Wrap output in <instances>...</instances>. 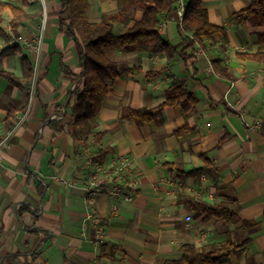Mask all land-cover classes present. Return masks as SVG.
<instances>
[{
  "label": "crops",
  "instance_id": "crops-1",
  "mask_svg": "<svg viewBox=\"0 0 264 264\" xmlns=\"http://www.w3.org/2000/svg\"><path fill=\"white\" fill-rule=\"evenodd\" d=\"M251 1L203 0L210 24L227 31L226 37L204 38L203 48H186L192 32H181L176 13L163 18L160 35L186 59L113 51L110 58L121 72L161 74L118 78L97 118L96 132L105 137L97 145L90 139L87 148L77 146L66 125L76 82L61 66L78 75L81 64L76 41L61 24L68 17L61 0H30L26 8L15 2L32 17L18 35L42 33L39 53L9 43L12 15L3 13L7 36L0 37V72L12 73L20 86L0 78V264H165L182 258L183 245L201 250L228 239L241 248L221 264H264V62L236 56L259 52L264 28L231 21ZM89 2L91 22L120 12L137 21L144 15L118 0ZM113 32L119 36L126 28L117 23ZM175 82L197 99L194 108L167 106L161 123L121 119L126 109L161 105ZM11 110L16 124L7 131ZM64 117L62 130L51 125H62ZM104 148L113 150L105 168L116 156L131 160V201L101 194L89 202L86 185L97 164L92 153ZM166 164L204 172L182 177ZM188 199L222 206L237 220L204 222L201 211L186 206ZM89 212L104 229L98 246Z\"/></svg>",
  "mask_w": 264,
  "mask_h": 264
},
{
  "label": "trees",
  "instance_id": "trees-1",
  "mask_svg": "<svg viewBox=\"0 0 264 264\" xmlns=\"http://www.w3.org/2000/svg\"><path fill=\"white\" fill-rule=\"evenodd\" d=\"M19 1L23 8L30 5V0H7L0 1V37L7 36V29L4 28L3 13L9 10L12 15L10 22L11 32L18 35L20 29L32 17L22 7H17L15 2ZM119 3L136 5L144 11L143 18L135 20L122 12L118 14H106L99 22H91L88 18L90 7L89 0H61L63 11L68 12L67 18H61L64 26L77 44L81 72L73 75L63 64L61 66L65 75L75 78V88L70 93L69 109L70 119L66 122L70 129L74 142L80 148H87L88 142L97 145L105 137L104 132H96L98 128L97 118L105 99L110 93L111 87L118 78L123 75L136 76L152 79L160 76L161 73L145 72L141 68H132L121 72L119 64L110 58L113 51H121L126 54H164L169 61L180 55L186 59L185 53H177L175 48L166 42L158 31L163 18H169L176 13V0H118ZM231 21L237 25L249 24L254 27L264 28V0H252L250 5L232 15ZM120 23L126 28V32L116 36L113 32L114 25ZM180 30L192 32V38L185 41L186 48L199 45L203 48V39L215 34H222L226 37V28L211 25L209 14L203 8V0H188L187 12L183 18ZM260 51L257 53L236 54L242 60H254L264 62V35L259 36ZM218 61H213L215 69ZM226 70V69H224ZM222 72V70H219ZM80 77V80H79ZM0 78L7 79L12 85L19 87L20 80L12 73L0 72ZM165 101L151 109H126L122 120H134L138 124L157 122L161 123V112L163 108L180 106L184 109H191L196 106L197 99L181 89L175 82L165 93ZM60 118V116H59ZM65 117L61 121L51 122L56 129L62 130ZM16 124L15 111L11 110L6 119L7 131H11ZM60 125V126H59ZM186 129L178 133L186 132ZM113 153L110 148H104L92 153V162L104 164ZM169 171L177 172L180 176L193 177L201 175L204 170H196L192 173H185L173 164L165 165ZM186 206L192 204L193 209L203 213V221L218 218L225 222L237 220L234 213L222 206H210L203 203H196L188 199ZM241 246L235 245L227 240L220 246H212L201 250L193 245H183L182 258L178 261L166 262L165 264H221L225 257L239 250Z\"/></svg>",
  "mask_w": 264,
  "mask_h": 264
},
{
  "label": "built area",
  "instance_id": "built-area-1",
  "mask_svg": "<svg viewBox=\"0 0 264 264\" xmlns=\"http://www.w3.org/2000/svg\"><path fill=\"white\" fill-rule=\"evenodd\" d=\"M32 2H43V0H31ZM188 0H176V15L179 17V23L182 24L183 18L186 15ZM28 39L22 35L9 34V43H18L28 49L30 52L39 53L42 48L43 35L38 33ZM75 88V86H74ZM73 88V89H74ZM1 161V156H0ZM132 169V162L126 156H116L112 160L109 168L103 167L102 164H95L94 174H92L91 181L86 185V192L88 193L89 202L94 203L97 197L101 194H106L112 199H125L131 201L132 198L128 193V183L126 177ZM88 220H90L96 227L97 239L95 244L98 246L103 240L104 229L100 220L96 218L91 212L88 213ZM190 220V218H188Z\"/></svg>",
  "mask_w": 264,
  "mask_h": 264
},
{
  "label": "water",
  "instance_id": "water-1",
  "mask_svg": "<svg viewBox=\"0 0 264 264\" xmlns=\"http://www.w3.org/2000/svg\"><path fill=\"white\" fill-rule=\"evenodd\" d=\"M79 80H80V77H79ZM67 105H68V103H67ZM67 105L65 106V110H64L63 114H66Z\"/></svg>",
  "mask_w": 264,
  "mask_h": 264
}]
</instances>
